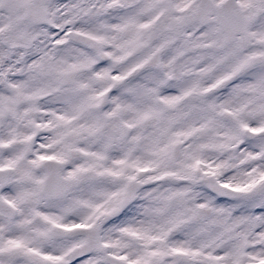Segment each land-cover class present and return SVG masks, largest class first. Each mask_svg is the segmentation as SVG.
I'll return each instance as SVG.
<instances>
[{
  "label": "snow or ice",
  "instance_id": "6c2138e0",
  "mask_svg": "<svg viewBox=\"0 0 264 264\" xmlns=\"http://www.w3.org/2000/svg\"><path fill=\"white\" fill-rule=\"evenodd\" d=\"M0 264H264V0H0Z\"/></svg>",
  "mask_w": 264,
  "mask_h": 264
}]
</instances>
